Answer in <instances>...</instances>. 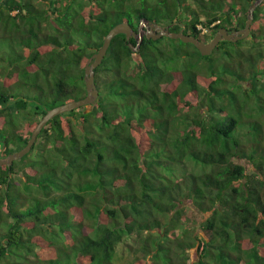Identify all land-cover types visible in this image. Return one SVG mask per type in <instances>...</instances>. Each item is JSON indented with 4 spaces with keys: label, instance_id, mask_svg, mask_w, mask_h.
<instances>
[{
    "label": "trees",
    "instance_id": "16d2710c",
    "mask_svg": "<svg viewBox=\"0 0 264 264\" xmlns=\"http://www.w3.org/2000/svg\"><path fill=\"white\" fill-rule=\"evenodd\" d=\"M253 1L0 0V157L86 93L85 62L115 23L208 40L242 27ZM252 13L247 36L206 55L115 34L95 101L0 165V264H264V1Z\"/></svg>",
    "mask_w": 264,
    "mask_h": 264
},
{
    "label": "water",
    "instance_id": "95a60500",
    "mask_svg": "<svg viewBox=\"0 0 264 264\" xmlns=\"http://www.w3.org/2000/svg\"><path fill=\"white\" fill-rule=\"evenodd\" d=\"M262 1L264 0H254L253 3L249 6L247 10L248 17L246 18L244 25L242 27L228 30L226 27L221 26L208 40H203L192 34L185 33L183 31V28H180L179 30L176 31L169 30L168 29L169 25L163 26L153 22H151L149 25H146L144 23L143 24L144 28L142 30L140 28L141 27L140 22L144 20L143 18L140 20L137 29H133L130 26V24L126 21H120L115 23L113 26H111L108 29V31L104 35V38L99 48L96 51H94L85 62L83 79H84L86 93L82 97L70 99L48 108L45 111V113L42 116H40V118L36 121L35 125L31 130L27 142L20 148L12 152H9L6 156L0 157V165L1 164L9 165L12 163L13 160L24 155L30 149L31 145L34 143L38 133L41 131L44 124L54 115L95 101L98 95V88L96 87L94 82V67L101 62V59L106 52L110 40L115 34L120 32L124 33L127 39H129L130 36H133L135 38L136 43L133 44L131 42H128V45L133 50L138 49L139 43L142 38V34H144L146 37H151L153 39L164 35L171 38H179L183 42H191L199 50L201 54L206 55L212 51V49L216 46V44L220 39L237 40L239 38L247 36L249 34L250 23L253 18L252 12L254 8Z\"/></svg>",
    "mask_w": 264,
    "mask_h": 264
},
{
    "label": "rangeland",
    "instance_id": "374dc122",
    "mask_svg": "<svg viewBox=\"0 0 264 264\" xmlns=\"http://www.w3.org/2000/svg\"><path fill=\"white\" fill-rule=\"evenodd\" d=\"M144 21V22H143ZM146 24V25H149L150 24V22H148V21H146V20H142L141 22H140V26L143 28V24ZM162 37V39L161 40H163V41H167L168 40V38H167V36H161ZM176 43H177V41H176ZM166 56H168V54H166ZM176 60H179V59H174V63H176V64H178V65H180V66H183L182 64L184 63H186V61H187V57H185L184 59H182L181 61L179 60V61H176ZM199 62H201L200 60H199ZM174 63H171V62H167V64H168V66H173V64ZM20 117V115H18L16 118V120L18 121V123L20 124V126H22V129H23V127L25 126V121H24V119H20L19 118ZM20 119V120H19ZM23 131H24V129H23ZM28 152V151H27ZM26 152V153H27ZM32 151H29L28 152V154H30ZM48 154H50L51 156H54V152L53 151H49L48 152ZM20 158V157H19ZM19 158H17V159H15L16 160V162L18 163L19 161H20V159ZM188 162V167L189 168H191V169H193L194 171H201L204 167H203V165L202 164H197L196 162H191V161H187ZM207 168V167H206ZM197 220V221H196ZM196 220H190L189 222H190V224H195L196 226H197V230H199L200 228L198 227V219H196ZM118 249H119V247H118ZM120 252V250H118V252H117V254H116V256H115V258H116V261L117 262H119V261H122L124 258H126L125 257V254H121V253H119ZM126 256H128V254L126 255ZM196 256V250H195V248L193 247V248H191L190 249V258L192 259V258H194Z\"/></svg>",
    "mask_w": 264,
    "mask_h": 264
},
{
    "label": "built area",
    "instance_id": "2783aa9c",
    "mask_svg": "<svg viewBox=\"0 0 264 264\" xmlns=\"http://www.w3.org/2000/svg\"><path fill=\"white\" fill-rule=\"evenodd\" d=\"M198 27H200V28H201L202 26H201L200 24H198ZM202 29H203V30H205V28H202Z\"/></svg>",
    "mask_w": 264,
    "mask_h": 264
},
{
    "label": "flooded vegetation",
    "instance_id": "af4514ba",
    "mask_svg": "<svg viewBox=\"0 0 264 264\" xmlns=\"http://www.w3.org/2000/svg\"><path fill=\"white\" fill-rule=\"evenodd\" d=\"M142 30H143V28L142 27H140ZM233 29H235V28H233ZM230 30H232V29H230Z\"/></svg>",
    "mask_w": 264,
    "mask_h": 264
},
{
    "label": "clouds",
    "instance_id": "9594fccd",
    "mask_svg": "<svg viewBox=\"0 0 264 264\" xmlns=\"http://www.w3.org/2000/svg\"><path fill=\"white\" fill-rule=\"evenodd\" d=\"M151 23V22H150ZM143 28H144V26H143Z\"/></svg>",
    "mask_w": 264,
    "mask_h": 264
}]
</instances>
